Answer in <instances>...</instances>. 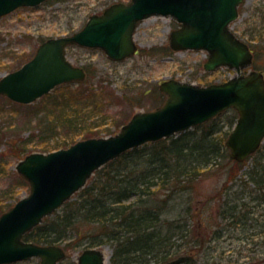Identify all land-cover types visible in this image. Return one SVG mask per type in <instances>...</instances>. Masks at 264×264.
Wrapping results in <instances>:
<instances>
[{
	"label": "rangeland",
	"instance_id": "374dc122",
	"mask_svg": "<svg viewBox=\"0 0 264 264\" xmlns=\"http://www.w3.org/2000/svg\"><path fill=\"white\" fill-rule=\"evenodd\" d=\"M120 1L128 0H48L38 7H22L1 17L0 78L31 59L45 39L80 30L91 15ZM177 27L174 19L152 17L141 21L135 35L138 52L122 61L112 60L98 48L69 45L68 58L86 69L85 80L59 86L31 104L0 96V108L6 109L0 116V197L9 196L6 204L13 206L31 190L29 182L16 170L22 159L15 156L20 147H27L30 153H48L86 138L116 135L135 113L155 110L166 101L167 95L159 89L162 81L178 79L206 86L235 75L227 67L207 71L204 52L174 51L170 37ZM230 27L253 47L254 69L264 71V0H244L239 17ZM260 35L262 40L258 39ZM236 116L232 108L214 123L218 130L230 132V121ZM207 123L190 130L200 135ZM93 131L99 134L85 137ZM227 137L228 134L224 142ZM228 153L231 158L229 149ZM227 161L224 159L219 169L200 176L194 189L181 192L165 211L163 217L179 218L180 223L188 212H193L185 229L190 234L185 238L176 236V246L172 248L174 259L180 255L184 258H171L165 264H264V189H258L247 176L259 161L264 166V143L240 169L235 162ZM230 173L236 177L231 179ZM77 194L70 201H77ZM76 243L72 247L59 243L66 248L67 257L58 264H78L85 246L77 247ZM102 248L109 249L111 264L114 249L110 245ZM40 261V257H33L11 264ZM142 264L158 263L153 260Z\"/></svg>",
	"mask_w": 264,
	"mask_h": 264
},
{
	"label": "water",
	"instance_id": "95a60500",
	"mask_svg": "<svg viewBox=\"0 0 264 264\" xmlns=\"http://www.w3.org/2000/svg\"><path fill=\"white\" fill-rule=\"evenodd\" d=\"M46 0H0V17L23 6ZM244 0H130L116 2L103 13L92 15L85 26L70 35L50 37L33 58L0 78V95L20 103H32L63 83L82 81L87 74L66 55V47L78 44L103 49L115 60L135 54L134 32L151 16H170L180 23L173 30L174 50L206 49L208 71L220 66L240 73L253 61V53L229 27L239 16ZM160 89L168 95L155 110L137 112L121 131L109 137L79 140L49 153L32 152L21 159L17 171L29 182L30 193L0 215V264L38 256L41 264H57L67 255L58 244H38L24 236L44 217L58 210L81 190L96 170L130 149L159 141L203 124L228 108L238 119L226 145L231 157L245 160L264 141V73L252 70L222 83L207 86L167 79ZM102 249L86 248L78 264H106Z\"/></svg>",
	"mask_w": 264,
	"mask_h": 264
},
{
	"label": "trees",
	"instance_id": "16d2710c",
	"mask_svg": "<svg viewBox=\"0 0 264 264\" xmlns=\"http://www.w3.org/2000/svg\"><path fill=\"white\" fill-rule=\"evenodd\" d=\"M258 39L262 40L261 35ZM69 85L72 83L61 87ZM5 112V107L0 108V116ZM236 118L230 121L231 128ZM216 119L204 125L207 128L200 135L187 130L129 150L110 161L78 192L77 201L66 202L53 216L27 233L25 239L42 244L66 243L67 247L77 242L75 246L81 248L110 245L114 249L111 264H142L153 260L161 264L171 258L183 259L181 255L173 258L174 238L190 234L185 229L187 218H193V212H188V217L180 223L179 218L163 217L165 211L181 192L194 189L200 176L219 169L224 159L235 162L237 169L243 165L230 158L224 142L229 131L218 130ZM98 134L93 131L85 137ZM42 148L46 150L47 146ZM28 153L30 149L23 146L15 156L21 159ZM230 176L234 179L236 174L230 173ZM247 176L257 183L258 189H264L261 161L247 171ZM8 199L9 196L0 197V215L11 207L6 204Z\"/></svg>",
	"mask_w": 264,
	"mask_h": 264
},
{
	"label": "bare ground",
	"instance_id": "6f19581e",
	"mask_svg": "<svg viewBox=\"0 0 264 264\" xmlns=\"http://www.w3.org/2000/svg\"><path fill=\"white\" fill-rule=\"evenodd\" d=\"M168 20H171V18H168ZM138 26H139V25H138ZM137 28H138V27H137ZM230 29H231V28H230ZM136 30H137V29H136ZM135 35H136V31H135ZM135 40H136V38H135ZM103 252H104L105 256L108 258L109 254H110L109 249L106 248V249L103 250Z\"/></svg>",
	"mask_w": 264,
	"mask_h": 264
}]
</instances>
